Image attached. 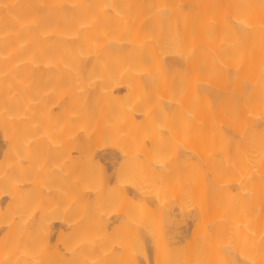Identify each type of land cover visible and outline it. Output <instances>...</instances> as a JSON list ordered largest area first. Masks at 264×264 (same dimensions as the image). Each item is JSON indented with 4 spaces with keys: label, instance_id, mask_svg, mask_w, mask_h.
<instances>
[{
    "label": "bare ground",
    "instance_id": "1",
    "mask_svg": "<svg viewBox=\"0 0 264 264\" xmlns=\"http://www.w3.org/2000/svg\"><path fill=\"white\" fill-rule=\"evenodd\" d=\"M0 264H264V0H0Z\"/></svg>",
    "mask_w": 264,
    "mask_h": 264
}]
</instances>
